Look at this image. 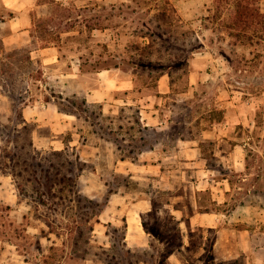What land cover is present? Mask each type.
I'll list each match as a JSON object with an SVG mask.
<instances>
[{
  "label": "rangeland",
  "instance_id": "374dc122",
  "mask_svg": "<svg viewBox=\"0 0 264 264\" xmlns=\"http://www.w3.org/2000/svg\"><path fill=\"white\" fill-rule=\"evenodd\" d=\"M43 1L54 3V14L42 22L38 21L39 28L34 33V45L6 51L0 39L2 53L0 57V172L2 171L1 162L10 167L17 164L16 154L27 155L28 159L31 156L29 160L32 161V155L36 152L41 151L42 154L43 152L47 154L52 151L48 146L54 136L51 127L39 128L36 123L27 122L26 124L22 118L24 107L41 100H55L62 109L71 108L74 101L77 102L76 106H81L82 94H78L76 99L71 97L76 94L74 92H80L83 79L77 78L78 82L73 80L77 82L76 84L66 80L62 73L67 69V62L64 60L60 64L46 66L40 59H33L30 54L33 48L43 45V41L45 43L56 39L61 32L69 30L72 24L79 25L77 31L81 34L74 35L73 38H77L78 47L88 66L92 67L96 64L94 62H99L102 66L103 62L113 63L111 56L115 55L114 53L117 57L125 54L128 57L132 56L130 60L140 70L138 86L145 89H154L161 71H169L172 74V90H174L172 96L176 97V100H181L180 105H184V100L192 96L193 90L190 94H186L188 93L186 91L191 88L189 74L194 70L212 72L215 76L212 84L203 83L197 87L196 98L198 99L208 98L209 94H213L211 89L224 83L232 85L235 97L237 92L244 91L243 88L248 93H252V96H264V24L261 17L255 15L249 16L244 24L240 14V9L246 4L264 13V0H155L154 2L121 0L115 5L117 6L115 12L111 10L112 2L81 0L79 5L87 2L91 6L87 10L80 11L77 9L79 7L76 1H71L67 5L64 3L67 2L66 0ZM9 15L10 11L0 0V38L11 30L10 27L1 24L3 19H9ZM85 23L89 28L81 29V25ZM96 26L100 27V30H96ZM111 37L115 40V45H110L108 38ZM62 54H65L64 50ZM116 62L126 61H117L115 58L114 63ZM60 96H68V100ZM92 108L95 112L99 110L97 107ZM213 114L219 116L220 111L216 108ZM137 116L138 113L133 108L125 110L118 115L114 126L117 128L119 124H123L122 126L128 129ZM82 117H86L84 112ZM93 117L94 115H91L92 122L100 123ZM110 117H105L101 121L105 131H102L100 126H91L81 119L74 130V136L70 133L62 138L76 139L77 147H72L67 153V156L73 160L77 154L81 158L82 144L101 145L100 157L95 158V162H84L81 159L86 166L81 172L79 189L83 197L93 199L98 204L107 201L110 198V191H115L117 187L122 189L123 193L128 191L134 198L148 195L146 191L148 183L145 185L143 181H131L127 175L120 176L115 173L114 165L121 157L115 143L112 140L100 141L99 136L94 135V130H100L105 135L110 133L108 125L112 122ZM256 120L258 124L256 133L264 136V104L257 109ZM31 141L35 148L30 146ZM262 146L264 147V142ZM8 154L10 156L5 158ZM50 154L48 155L51 156ZM71 154H75L74 157ZM171 164L173 167L169 168L168 178L153 182L157 186L153 195L157 206L154 215L144 218L147 227L155 234L172 229L171 234L175 242L187 241L188 244H185L189 248L180 255L183 264H214L211 259L215 234L209 233L208 230H201L193 233L191 238H183L167 207V203L175 199L176 194L185 195L188 202L192 200L194 189L191 179L196 175L195 170L198 167L188 162L180 164V161L178 166L174 161ZM248 164L253 172L260 171V192L257 195L259 201L264 202V157H258L252 151ZM20 169L23 168L19 167L18 170ZM230 174H234L233 180L239 182L240 179L236 173ZM30 186L31 184L29 189ZM67 195L70 196V194ZM23 198L25 203L19 210L17 207L11 208L10 219L4 211L5 205H0V234L3 236H0V239L4 246V252L0 254V264H87L89 261L107 264L101 258H106V255H103V249L110 250L114 241L112 234L107 233L110 231L109 227L106 234L100 233L102 231L99 228L97 232L90 235L91 247L87 252L84 251L85 246L82 244L74 247L77 253L71 249L73 242L83 243V241L76 238L73 233H69L68 226L71 229L76 227V221L83 216L84 212L93 211L91 204L86 201L79 203L74 197L75 203H70L67 199L66 206H60V211L50 213L49 211L53 210L35 204L26 195ZM203 198H208V195H203ZM23 216H27L29 220L25 222ZM46 220L54 221L64 229L57 228L56 232L52 234L48 232L43 237L41 229L49 230L48 225L45 224ZM11 221H14L15 225L31 224L28 226L26 240L16 239V228L9 226ZM119 227L122 229L124 225ZM110 232L113 233V230ZM150 239L154 249L150 245L147 250L150 253L155 252L154 264H163L161 263L162 252L166 244L154 235ZM64 242H66L65 245ZM16 244L20 246L19 254L16 252V249L18 250ZM158 248L161 249V253L158 252ZM143 252L144 250L136 251L140 261H146ZM98 253L100 255L97 256ZM176 263L175 257L164 264Z\"/></svg>",
  "mask_w": 264,
  "mask_h": 264
},
{
  "label": "crops",
  "instance_id": "0c3cea01",
  "mask_svg": "<svg viewBox=\"0 0 264 264\" xmlns=\"http://www.w3.org/2000/svg\"><path fill=\"white\" fill-rule=\"evenodd\" d=\"M1 1L10 11L9 19L1 21V24L11 29L0 38L4 49L12 51L34 45L38 21L42 22L53 16L54 3L43 0ZM66 1L65 5L76 1L80 11L91 6L87 2L79 5L81 0ZM95 1L112 2L113 12L117 10L116 3L121 2ZM77 27L79 25L72 24L69 30L61 32L50 42L43 41V45L33 48L30 54L33 59H40L46 66L60 64L65 60L67 69L62 75L66 80L71 83L78 82L77 78L83 79L81 88L84 90L74 92L76 94L71 98L76 99L78 94H82V99L90 107L99 108L100 117L97 120L100 123L92 122L90 114L78 106L72 104L71 108L62 109L55 100L37 101L24 107L22 114L26 122L36 123L39 128L51 127L54 136L48 146L54 151L77 147L75 138H62L70 133L74 136L79 120L83 119L91 126L98 125L105 131L101 121L112 116V122L108 124L110 133L105 135L100 130H94V135H98L100 141L112 140L115 143L121 156L114 165L115 173L127 175L131 181H143L145 185L148 183V195L134 198L128 191L123 193L117 187L98 216L99 221L94 223V232L100 228V233L106 234L109 226L124 225L128 248L133 251L149 249L151 234L144 225V218L156 211L157 203L153 195L157 186L153 182L168 178L169 168L173 167L172 161L176 166L179 161L180 164L188 162L198 167L196 175L191 179L194 189L192 200L188 202L185 195L176 194L175 199L167 203L182 237L191 238L193 233L201 230L215 234L211 259L214 264H264V202L254 196L261 175L258 170L253 172L248 169V157L252 151L258 157H264V136L256 133L257 109L264 104V96H252V93L243 88L245 92L239 91L235 97L232 85L224 83L215 86V90L211 89L213 94H209L208 98L198 99L197 87L203 83L212 84L215 76L212 72L194 70L189 74L191 88L186 91V94H190L193 90L192 96L184 100V105H180L181 100L172 96L174 90L169 71H161L154 89H145L138 86L140 70L130 60L132 56L119 54L117 57L114 53L111 56L113 63L103 62L102 66L99 62H94L96 64L92 67L88 66L78 47L77 38H73L74 35L81 34ZM80 28L88 29L89 26L85 23ZM96 30H100V27L96 26ZM108 41L110 45H115L112 37ZM63 50L65 54H62ZM115 58L126 62L114 63ZM67 97L60 96L68 100ZM131 108L138 113L131 126L126 129L123 124H119L116 128L114 123L116 124L118 115ZM216 108L220 111L219 116L213 114ZM83 112L86 117H82ZM142 128L153 130L154 135L147 136L146 132H141ZM116 139L121 140L124 146L120 147ZM134 142L141 144L138 146ZM129 143L138 147L132 151L131 147L125 145ZM100 152V144L87 143L80 146L84 162H95V158L100 157ZM230 173H236L239 182L234 181ZM241 192H244V196L238 198ZM206 194L208 198L205 199L203 195ZM22 199L13 177L0 173V205L10 206L12 209L17 207L19 210L25 203ZM25 217L23 216V220ZM185 243L187 241L183 240L180 249L170 255L168 260L176 257V264H183L180 255L189 248L188 243ZM3 247L0 239V254L4 252ZM16 252L20 253L17 249ZM87 264L98 263L89 261ZM139 264L154 263L143 260Z\"/></svg>",
  "mask_w": 264,
  "mask_h": 264
},
{
  "label": "trees",
  "instance_id": "16d2710c",
  "mask_svg": "<svg viewBox=\"0 0 264 264\" xmlns=\"http://www.w3.org/2000/svg\"><path fill=\"white\" fill-rule=\"evenodd\" d=\"M240 14L242 15L241 21L244 24H246V22L248 21L247 19L249 16L253 17L254 15L257 17H261V21H263V24H264V13L263 12L261 13L260 10L258 9L251 8L249 4H246L245 7H242L240 9ZM73 104L77 105V102L74 101ZM78 107L83 109L84 112L89 113L90 118H91V115H94L93 118L96 120L97 118L100 117L99 110L97 112L93 111L92 110L93 108L90 107V105H88L85 99L81 101V106H78ZM22 118L24 119L23 116ZM24 121L27 124L25 119ZM141 132L143 133L146 132L147 136L154 135L153 130H150L148 128H142ZM118 139H116V141L120 143L119 146L123 147L124 143H121V140H118ZM134 143H137V142H134ZM137 144L139 146V144L141 143L139 142ZM125 145L129 148L131 147L132 151L133 149L138 147V146L132 145V143L125 144ZM30 146L35 148L32 141L30 142ZM23 148L25 149L24 146ZM70 149L71 148L68 147L63 151L52 150L51 152H48L47 154L43 152V154L45 155H43L41 151L36 152L34 155H32V161L29 160L31 158L30 155H29L30 158L28 159L26 158L27 155H23L24 156L23 157L21 155L16 154L15 157L18 158L17 164H14L13 166L10 167L8 164H4L3 162H1L2 171L0 173L8 174L13 177L16 183L19 195L22 198L23 196L26 195L28 199H30L31 201L33 200L35 204L46 207L49 210H53V211H49L50 213L60 211V206H66L67 199L70 201V203L71 202L75 203L76 200L74 199V197L77 198L79 203L86 201L89 204H91L94 210L91 212H84L83 216L80 217L79 220L76 221V225H75L76 227L71 229L70 226H68V229H67L69 233H73L76 238L83 241V243L73 242L71 249L75 251L74 247H78L79 245L82 244L85 246L84 251L87 252L89 250V247H91L90 235L94 232V223L99 221L98 216L101 214V212L104 210V208L108 204L109 198L107 199V201L98 204L93 199L91 200L89 198L83 197L80 194L79 189H80L81 172L83 171L86 165L81 161V158L79 157L78 154L77 155L71 154L72 157H74L73 155H75V160L70 159L67 156V153L69 152ZM49 153H51L50 154L51 156L48 155ZM250 155L248 157V160L250 158ZM9 156L10 155L8 154L5 156V158H8ZM22 159H23V163H21ZM19 167H22L23 169L18 170ZM248 169H250L249 164H248ZM26 173H28V176H26ZM30 184L31 186L29 189ZM257 186L258 188L255 190L254 196H258L257 193L260 192L259 184H257ZM113 192H114L113 190L110 191L111 194ZM67 194H70V196ZM238 196L236 195L235 197L242 198V196H244V192H241V194H239ZM84 207L87 208L85 204H84ZM36 209H39V208H36ZM64 209L66 208L64 207ZM11 210L12 209L10 206H5L4 211L7 213L8 219H10L9 212ZM154 212L156 213V211ZM155 213H152L149 217H151ZM37 218L42 219V217H37ZM24 220L26 222L29 219L26 216ZM45 224L48 225L49 230L47 231L46 229H42V234L44 236L48 232L50 233L56 232L57 228L64 229L60 224H57L54 221L46 220ZM30 225L31 224H27V223L21 224V225H15L14 221H11L9 226L11 228L13 227L16 228L15 230L16 235H17L16 239L22 238L26 240L28 237L27 236L28 226ZM144 225L146 226V229L151 234V236L154 235L155 237L156 236L159 237L160 238L159 241H163L166 244V248L163 249V252H162V260H161V263L163 264L166 263L168 261V257L172 255L177 249H180V247L182 246V242L181 241L175 242L173 240L172 234H171L172 229H169V230L167 229L161 232L160 234H155L153 231L148 229L145 220H144ZM109 228H110V231L113 230V233H111L110 231H108L107 233L108 235L112 234V237H113L112 239H114V241H113V244L110 250L103 249V255H106V258L104 259L101 258V259L104 260L107 264H122L124 262H126L124 264H139L141 261L137 257L136 251H133L132 249L128 248L127 241H126V226H124L121 229L120 227H115L111 225L109 226ZM0 236L2 235L0 234ZM57 236H59L58 233H57ZM117 240H120V241H117ZM65 243L66 242H64V245ZM150 245L154 249V246H153L154 244L152 242L150 243ZM16 246L18 247V250H20L19 249L20 246L17 244ZM158 252L161 253L160 248H158ZM75 253L77 252L75 251ZM143 253L145 255L144 257L146 258V261H150V262L152 261L154 263L156 259L155 252L150 253L148 250H145ZM98 255H100V253H98L97 256Z\"/></svg>",
  "mask_w": 264,
  "mask_h": 264
}]
</instances>
